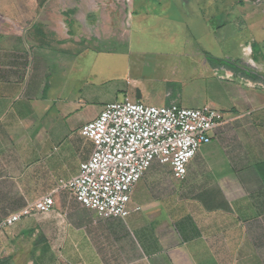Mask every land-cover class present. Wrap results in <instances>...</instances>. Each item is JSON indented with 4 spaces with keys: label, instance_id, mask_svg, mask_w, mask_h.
Masks as SVG:
<instances>
[{
    "label": "crops",
    "instance_id": "1",
    "mask_svg": "<svg viewBox=\"0 0 264 264\" xmlns=\"http://www.w3.org/2000/svg\"><path fill=\"white\" fill-rule=\"evenodd\" d=\"M123 5L0 0V223L78 174L92 151L80 129L111 103L208 106L225 123L183 180L153 162L124 219L55 194L50 212L0 229V264H264V54L243 44L238 17L229 30L200 3L177 8L176 29L174 12L155 24L172 3ZM131 69L160 77L139 89ZM159 83L174 88L153 95Z\"/></svg>",
    "mask_w": 264,
    "mask_h": 264
},
{
    "label": "built area",
    "instance_id": "2",
    "mask_svg": "<svg viewBox=\"0 0 264 264\" xmlns=\"http://www.w3.org/2000/svg\"><path fill=\"white\" fill-rule=\"evenodd\" d=\"M131 2L122 1L126 7ZM224 123L223 113L208 106L187 109L171 103L158 107L129 98L111 103L80 129L92 151L78 174L59 181L51 193L4 218L0 229L50 212L53 196L60 191H67L80 207L101 219H124L130 213L136 184L153 162L168 166L176 179L183 180L189 162Z\"/></svg>",
    "mask_w": 264,
    "mask_h": 264
},
{
    "label": "rangeland",
    "instance_id": "3",
    "mask_svg": "<svg viewBox=\"0 0 264 264\" xmlns=\"http://www.w3.org/2000/svg\"><path fill=\"white\" fill-rule=\"evenodd\" d=\"M36 1H41V0H36ZM80 1V0H79ZM84 1V0H81ZM95 2H104V3H114V2H122L123 0H93ZM159 0H155V2H158ZM241 1L243 0H160V3H172L173 6L166 7L163 10H160L161 17H158L155 19V24H161L163 25V22H165L166 17L165 14L169 16V12H174L173 14L176 13L175 18L178 21L177 24H175V29L176 28H181V18L178 14L180 13L181 10L177 8H181L183 4L186 3H200L201 6L205 5V10L203 13L206 15V18L209 20L213 21H219L223 20L224 22H227L229 24V30L235 29V17H238L239 21H237V28L241 29L237 30L238 32H242V40H244V45L249 44L251 46V49L253 51V57L257 60L260 56V54H264V0H245L244 6H243V12L240 13V10L238 12V15L236 16L230 9L234 8L235 6L240 9L241 6ZM258 1V2H257ZM142 2H145V0H134V4H141ZM232 4V7L230 6V9H226V5ZM185 18L187 16L188 11L184 10L183 11ZM248 15V16H247ZM241 19L246 20V22L243 24L241 22ZM253 19V22L250 20ZM128 25V24H127ZM129 26H127V29ZM235 53L239 54L241 53V49H236ZM154 72L151 71L150 69H143L142 71H134V69L129 70L127 72L129 80H134V86L137 88H142L146 86L147 84L143 81L146 80L147 77H154V78H159L160 73L153 74ZM120 80L114 81L115 84L123 82L124 76L121 74V69H120ZM113 79V77H112ZM118 79V78H116ZM124 83V82H123ZM149 85V84H148ZM154 85V84H153ZM174 88V85L172 84H155V88L151 89V93L153 95H159L160 93H163L167 91L169 88ZM174 91V89L172 90ZM175 93V91H174ZM143 104L146 105H155L159 106L157 104V101H150L146 102L144 101Z\"/></svg>",
    "mask_w": 264,
    "mask_h": 264
}]
</instances>
